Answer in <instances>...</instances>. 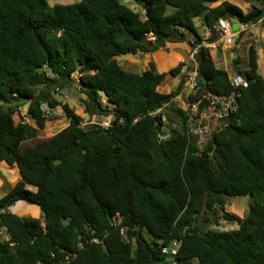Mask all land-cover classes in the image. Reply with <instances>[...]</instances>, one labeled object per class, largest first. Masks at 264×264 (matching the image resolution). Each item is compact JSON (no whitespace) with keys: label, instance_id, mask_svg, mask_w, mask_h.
<instances>
[{"label":"trees","instance_id":"1","mask_svg":"<svg viewBox=\"0 0 264 264\" xmlns=\"http://www.w3.org/2000/svg\"><path fill=\"white\" fill-rule=\"evenodd\" d=\"M256 1L244 11L229 0H0V161L21 177L0 198V264H169L162 248L174 240L180 264H264V74L251 45L248 67H237L247 85L234 86L196 22L214 43L222 18L263 19L264 0ZM190 33L200 39L191 43L199 89L190 100L202 98L203 108L207 93L234 95L237 105L203 146L187 110L177 108L180 123L169 131L162 117L186 86L184 62L132 72L118 61ZM169 74L180 82L165 93ZM70 82L108 125L84 124L63 104L68 126L24 146L54 118L62 103L53 92ZM25 104L32 122H16ZM243 196L253 198L244 217L226 209ZM19 201L38 205L44 223L12 212ZM217 211L238 228L203 229Z\"/></svg>","mask_w":264,"mask_h":264},{"label":"rangeland","instance_id":"2","mask_svg":"<svg viewBox=\"0 0 264 264\" xmlns=\"http://www.w3.org/2000/svg\"><path fill=\"white\" fill-rule=\"evenodd\" d=\"M78 1L81 0H48L51 6L55 4H71ZM229 1L240 6L244 11L249 10L252 4L259 5V3L256 0H229ZM128 4L134 6V4H132L130 1H128ZM141 11L142 13H145L144 9H142ZM196 22H197L198 32L201 36L203 43L211 48L214 55H217L218 53H220V55L221 53H223V56L227 55L228 60L227 62H225L226 64H224V67H226V70L228 71L231 78L237 74L238 66L242 69H246L248 67L249 47L251 45L254 46L256 50L258 49L257 51H258V56H260V67L264 74V23H263L264 20L261 23H259L257 28L245 31L240 35H238L234 39V42L231 45H227L225 42L220 40L221 38L217 30L215 31L216 41L214 42L213 45H210V43L208 42L211 36L210 31L203 25L202 18H197ZM255 30H259L258 41L254 40V36L252 33ZM197 40L200 39L195 37L194 34L190 33V35L188 36V41L186 43V46L188 45V49L191 50L192 49L191 43L196 42ZM178 47H179V43H170L167 49L164 50L160 49L148 55L145 54L141 55L140 53L139 55L129 54L126 56L118 57V61L125 69L129 71L141 72L142 70L144 71L145 69L148 68V64H149L148 61L153 59L156 63H158V68L160 71L168 72L171 68L176 66L180 61L187 60L189 58L190 53L188 52L184 54L181 58L176 60L175 56H173V53L174 51H176ZM181 48L184 49L183 46H181ZM218 58L220 59L221 56H219ZM237 59H239L240 64L236 63ZM218 66H220V64H218ZM74 78L76 79L78 78L77 72L74 74ZM179 82H180V77H174L169 74L167 75V77L165 78L159 89L165 93H169L178 86ZM191 93L193 94L189 86L186 84L181 95L175 98L172 104H170L168 107L162 110V117L165 121V130L169 131L172 127H175L180 123V116L177 112V108H181L188 111L190 106L189 95H191ZM53 95L58 100H60L62 105H59L54 110V118L47 122L46 127L44 129L40 130L39 136L36 139L26 141L24 143V146L33 145L36 141L50 137L68 126L70 120L65 110L63 109V104H68L77 114H80L83 118L84 124L91 122H102V124L108 125L110 120L109 117L101 118L97 115H90L86 111V108L81 101L82 98L86 96L84 93H82L81 88L77 82H70L67 86L62 87L60 90H55L53 92ZM27 108H28V104L19 107L17 113L14 116L16 122H18L19 120H26L32 122V120L28 117ZM215 125H216L215 117L212 114V112L203 113V117L201 116L200 121H198L197 124L194 123V127H197L198 131L201 132V135L204 138V142L208 140L209 132L213 130ZM11 168L14 167L12 166L10 167V169ZM1 170L6 177L7 176L10 177L9 181L14 179L15 177L17 178V180L20 179L17 169L12 170L16 174V175L14 174V176L10 175L9 169L7 170L2 167ZM0 179L3 180V182H5L2 176H0ZM10 187L11 184L5 182L3 189L4 191H8ZM28 188L32 190L35 189L31 185H28ZM1 195L2 194H0V198L2 197ZM252 203H253V198L251 196L233 197L229 200L226 209L235 214H239V213L246 214ZM18 208L20 210H18ZM11 210L12 212H15L21 217H25L28 219L34 218L44 223V220L42 218V211L38 205L30 204L26 201H19L18 203H16L14 206L11 207ZM220 214L221 213L219 211H217L216 213H211L209 219L207 221L202 222L203 229L209 227L218 230H231L238 228L237 223L221 218ZM146 237L149 240H151V236L146 234ZM2 238L7 239L8 236L3 233ZM197 264L199 263L197 262Z\"/></svg>","mask_w":264,"mask_h":264},{"label":"built area","instance_id":"3","mask_svg":"<svg viewBox=\"0 0 264 264\" xmlns=\"http://www.w3.org/2000/svg\"><path fill=\"white\" fill-rule=\"evenodd\" d=\"M264 20L261 19L258 22H248V23H241L237 22V28H234V20H228V19H220L219 23L217 25V32L220 35V40L225 42L227 45H231L234 42V39L240 35L241 33L256 28L259 23H261ZM197 51V48L191 49L189 52V58L187 60H183L184 66L182 69V73L187 76V85L189 86L190 90L193 92V94L199 89L197 87V63L195 61L194 54ZM194 64V69H190V65ZM232 84L234 86L239 85H247V77L241 74H236L231 78ZM192 94V93H191ZM204 98L209 100V104L203 108H201V103L203 99L197 101L190 100V106L188 109V122L189 126L191 127V131L194 132V134L199 135V143L201 146H203L211 137L213 131H215L217 128L221 126L227 125L226 120H224L225 116H228L229 113L232 110H235L237 105L235 101L234 95L232 96H217L212 93H207L204 95ZM212 112V114L215 117V127L212 131L209 132L208 140L204 142V138L201 135V132L198 131L197 127H194V123L197 124L198 121H200L201 116L203 117V113H209ZM207 127V126H206ZM207 129V128H206ZM182 241L181 240H174L171 242V244L164 246L162 248V251L164 254H166L170 258L169 264H180V262L176 259V256L178 255L179 248L181 246Z\"/></svg>","mask_w":264,"mask_h":264},{"label":"crops","instance_id":"4","mask_svg":"<svg viewBox=\"0 0 264 264\" xmlns=\"http://www.w3.org/2000/svg\"><path fill=\"white\" fill-rule=\"evenodd\" d=\"M234 22H235V24L237 23V21L236 20H234ZM257 28V27H256ZM255 29V28H254ZM253 33V36H254V40L255 41H258L259 39H258V37H259V30H255L254 32H252ZM186 43L187 42H180L179 43V47L176 49V51H174V53H173V56H175V58H176V60L177 59H179V58H181L184 54H186V53H188V52H190L191 50L190 49H188V45L186 46ZM170 43H168L167 44V47H168V45H169ZM214 43H210V45H213ZM181 46H183L184 47V49L183 48H181ZM167 47L165 48V49H167ZM160 50V49H159ZM162 50H164V49H162ZM258 50V49H257ZM158 51V50H157ZM138 55H139V53H137ZM141 55H148V54H150V53H140ZM211 54H212V57L214 58V60H215V62H216V64H217V66H218V64H220V66H218V67H221V68H224V69H226V67H224V64H226L225 62H227V60H228V57H227V55H225V56H223V53H221V55H220V53H218L217 55H214V53L212 52V50H211ZM171 55V54H170ZM169 55V56H170ZM257 55H258V51H257ZM219 56H221V58L219 59L218 57ZM143 57V56H142ZM144 59V58H143ZM150 61H154L153 59H151V60H149L148 62H150ZM155 62V61H154ZM156 63V62H155ZM258 63H259V70H260V72L261 73H263L262 72V70H261V67H260V56H258ZM177 64V63H176ZM156 65H157V69H158V71L159 72H163V71H160L159 70V68H158V63H156ZM143 71V70H142ZM141 71V72H142ZM132 72H134V71H132ZM163 92V91H162ZM2 167L3 168H5V169H9V171H10V175H13L14 176V171H12V170H14V169H16L15 167L14 168H11L10 169V167H12V166H7V165H5L4 164V162H2V161H0V176H2L3 178H4V181L5 182H8V183H10L11 184V187L12 186H14L18 181H20L21 180V177H20V179H18L17 180V178L15 177L14 179H12L11 181H9V179H10V177H6L4 174H3V172H2ZM17 172V171H16ZM19 173V172H18ZM9 175V176H10ZM16 175V174H15ZM20 176V175H19ZM18 177V176H17ZM17 180V181H16ZM5 182H3V180H1L0 179V194H2L1 196H4L6 193H7V191H4V189H3V187H4V184H5ZM10 187V188H11ZM5 192V193H4ZM19 207V206H18ZM21 207H23V206H21ZM18 210H20L19 208H18ZM15 213V212H14ZM237 215H239L240 217H244V215H245V213H239V214H237Z\"/></svg>","mask_w":264,"mask_h":264},{"label":"water","instance_id":"5","mask_svg":"<svg viewBox=\"0 0 264 264\" xmlns=\"http://www.w3.org/2000/svg\"><path fill=\"white\" fill-rule=\"evenodd\" d=\"M152 11V5H149V8L146 10L147 14L149 15ZM234 28H237V24H234Z\"/></svg>","mask_w":264,"mask_h":264}]
</instances>
